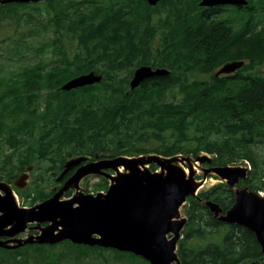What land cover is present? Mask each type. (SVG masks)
Wrapping results in <instances>:
<instances>
[{
	"label": "trees",
	"instance_id": "obj_1",
	"mask_svg": "<svg viewBox=\"0 0 264 264\" xmlns=\"http://www.w3.org/2000/svg\"><path fill=\"white\" fill-rule=\"evenodd\" d=\"M201 1L0 4V29L8 31L0 38V180L14 182L33 166V184L16 189L34 205L62 187L72 172L58 177L73 157L196 158L205 152L212 156L206 165L249 162L238 185L264 190V0H248L253 9H238L235 16L201 7ZM234 60L245 65L216 75ZM141 65L169 73L132 89ZM90 71L102 74V81L61 89ZM107 186L105 179L95 191ZM236 197L222 181L187 198L177 250L182 264H264L256 234L220 221L207 205L213 200L226 213ZM109 250L149 263L129 252L65 240L0 247V264H84Z\"/></svg>",
	"mask_w": 264,
	"mask_h": 264
},
{
	"label": "water",
	"instance_id": "obj_2",
	"mask_svg": "<svg viewBox=\"0 0 264 264\" xmlns=\"http://www.w3.org/2000/svg\"><path fill=\"white\" fill-rule=\"evenodd\" d=\"M32 1L41 0H0V4ZM147 1L154 6L161 0ZM246 3L247 0H203L201 5ZM243 63L244 60L227 62L216 75L232 73ZM168 73L165 68L141 65L134 71L130 86L134 89L147 78ZM102 79V74L90 71L70 79L61 89L69 91L99 83ZM87 160L86 156L69 159L58 180L77 167L75 172L51 197L31 207L21 206L12 184L1 180L0 247L13 250L26 244L54 245L69 240L73 244L130 252L150 264H182L177 249L187 218L181 217L180 208L188 196L197 195L209 173H215L232 188L248 174L244 166H211L204 168L203 177L197 179L195 164L211 163L209 154L199 155L194 160L191 156L166 157L155 153L83 163ZM152 164L160 167V171H152L149 167ZM89 175L108 178L111 183L107 191L96 194L81 191L80 182ZM28 176V172L23 173L14 185L22 188ZM72 187L74 194L63 198ZM236 194L235 203L226 213L213 200L207 201V205L220 221L252 230L264 253V197L248 187L237 188ZM34 228L38 229L37 233L18 237ZM250 264H260V261Z\"/></svg>",
	"mask_w": 264,
	"mask_h": 264
},
{
	"label": "rangeland",
	"instance_id": "obj_3",
	"mask_svg": "<svg viewBox=\"0 0 264 264\" xmlns=\"http://www.w3.org/2000/svg\"><path fill=\"white\" fill-rule=\"evenodd\" d=\"M5 33L7 34L8 31L5 30V29H0V38L4 37V35H6ZM262 71H264V67H262ZM202 154H206V153L204 152ZM210 157H212V156H210ZM193 160H194V158H193ZM88 161H92V160L89 158ZM195 165H196L195 169L197 170L196 171L197 173H196L195 176H196L197 179L198 178L200 179V178L203 177L204 168H206L208 166L206 164L203 165L201 162H197V164H195ZM233 165L240 166V165H248V164H247L246 161L245 162L244 161H239V162H237V163H235ZM184 168L186 169L187 167H184ZM156 169L157 168H155V170ZM25 172L29 173V177L23 181V183L25 185L22 188H19V189L30 187L33 184V181L36 179L35 170H33V166L28 168ZM25 172H23V173H25ZM23 173H20L18 175V177H20ZM222 181H223V179L220 178L215 173H209L207 181L205 182L204 186L199 190V192L208 190L211 187H213L214 185H216V184H218V183H220ZM104 182H105V178L100 177L99 175L86 176L80 182L81 191H84L85 193H96V191H95L96 186L100 185V184H102ZM107 182H109V181L107 180ZM10 183L12 184V187L14 188V190H15V192L17 194L19 204L21 206H27V207L33 206V205H30V202H32L31 197L26 196L25 195V191L23 193L18 192V189H16V186L14 185V182H10ZM47 183L49 184L50 181H48ZM56 185L57 184L55 183V184H52L50 187L52 189H54L56 187ZM53 186H54V188H53ZM237 187H240V186L237 185ZM55 189H57V188H55ZM69 190H72V193L75 192V189L73 187L68 189L67 191H69ZM263 192H264V190H262V192H260L261 195H263ZM65 197H67V195L64 194L63 198H65ZM39 202H41V201H38L37 203H39ZM184 214L185 213H184L183 207H181L180 208L181 217ZM33 224L35 225L36 223H33ZM37 232H38V229H36V228L31 229V230L28 229L24 233H21L20 235H18V237H26L29 234H35ZM61 248L62 247H59V248L57 247L56 249L58 250V249H61ZM84 264H147V263L143 262L142 260L136 259L133 256H130L128 254H124L123 256H121V258H119V256H117L113 251L109 250V251H101V252H99V254L97 252V254L91 255L90 259H87V261Z\"/></svg>",
	"mask_w": 264,
	"mask_h": 264
},
{
	"label": "flooded vegetation",
	"instance_id": "obj_4",
	"mask_svg": "<svg viewBox=\"0 0 264 264\" xmlns=\"http://www.w3.org/2000/svg\"><path fill=\"white\" fill-rule=\"evenodd\" d=\"M176 1H180V0H176ZM201 3V2H200ZM201 7H204V8H211L212 10H229L228 11V15H231V16H235L237 13H238V9H244V8H248V10L250 9H253V5L252 6H249L248 4L247 5H236V4H227V5H214V6H201ZM218 13V12H217ZM32 167V166H31ZM29 168V167H28ZM27 168V169H28ZM34 170V168H33ZM26 171V170H25ZM23 171V172H25ZM21 172V173H23ZM73 173V171H71ZM70 173V172H69ZM29 177V176H28ZM65 177V176H64ZM31 230V229H30ZM4 239H6V237H3Z\"/></svg>",
	"mask_w": 264,
	"mask_h": 264
},
{
	"label": "bare ground",
	"instance_id": "obj_5",
	"mask_svg": "<svg viewBox=\"0 0 264 264\" xmlns=\"http://www.w3.org/2000/svg\"><path fill=\"white\" fill-rule=\"evenodd\" d=\"M203 1V0H202ZM201 1V2H202ZM247 4H249V1L247 0V3L246 4H242V5H247ZM200 5H201V3H200ZM218 5H227V4H218ZM230 5V4H229ZM202 6V5H201ZM245 65V61H244V63H243V65L241 66V67H239L238 69H236L235 71H233L232 73H235L236 71H238L239 69H241L243 66ZM231 73V74H232ZM222 74H230V73H222ZM248 164H249V162H247ZM179 165H181L180 163H179ZM194 169H195V167H194ZM195 171H197L196 169H195ZM185 172H186V174H188L189 173V170L186 168L185 169ZM262 196H264V194L262 195ZM174 264H176V263H174Z\"/></svg>",
	"mask_w": 264,
	"mask_h": 264
},
{
	"label": "built area",
	"instance_id": "obj_6",
	"mask_svg": "<svg viewBox=\"0 0 264 264\" xmlns=\"http://www.w3.org/2000/svg\"><path fill=\"white\" fill-rule=\"evenodd\" d=\"M262 192V191H261ZM263 194H264V192H263Z\"/></svg>",
	"mask_w": 264,
	"mask_h": 264
}]
</instances>
